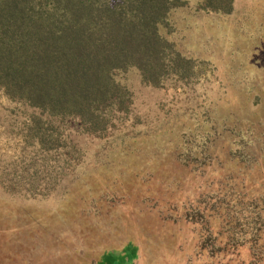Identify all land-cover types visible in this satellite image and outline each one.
Masks as SVG:
<instances>
[{
  "label": "rangeland",
  "instance_id": "374dc122",
  "mask_svg": "<svg viewBox=\"0 0 264 264\" xmlns=\"http://www.w3.org/2000/svg\"><path fill=\"white\" fill-rule=\"evenodd\" d=\"M172 20L186 69L116 73L102 131L42 148L1 105L0 264H264V0H178Z\"/></svg>",
  "mask_w": 264,
  "mask_h": 264
},
{
  "label": "trees",
  "instance_id": "16d2710c",
  "mask_svg": "<svg viewBox=\"0 0 264 264\" xmlns=\"http://www.w3.org/2000/svg\"><path fill=\"white\" fill-rule=\"evenodd\" d=\"M177 1L0 0V109L15 105L42 148L104 130L124 109L116 73L134 68L156 85L186 69L174 47ZM248 199L263 215L264 193Z\"/></svg>",
  "mask_w": 264,
  "mask_h": 264
}]
</instances>
